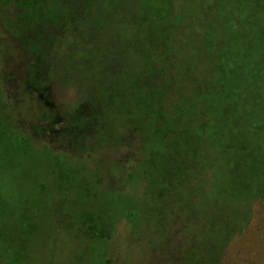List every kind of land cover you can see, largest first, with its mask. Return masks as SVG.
Here are the masks:
<instances>
[{
	"label": "rangeland",
	"instance_id": "obj_1",
	"mask_svg": "<svg viewBox=\"0 0 264 264\" xmlns=\"http://www.w3.org/2000/svg\"><path fill=\"white\" fill-rule=\"evenodd\" d=\"M143 1L161 0H37L30 32L0 7V264H264V196L241 229L210 199L207 169L181 185L150 166L160 115L214 80L220 33L206 44L200 28L225 8L170 0L183 20L166 34L165 20H141ZM136 26L142 55L126 37ZM118 73L140 77L130 114L128 85L117 103V82L106 88Z\"/></svg>",
	"mask_w": 264,
	"mask_h": 264
},
{
	"label": "trees",
	"instance_id": "obj_2",
	"mask_svg": "<svg viewBox=\"0 0 264 264\" xmlns=\"http://www.w3.org/2000/svg\"><path fill=\"white\" fill-rule=\"evenodd\" d=\"M36 1L0 0V7L16 11L12 14L10 9L8 16L15 19L6 20L7 26H30L34 15H38L32 7L38 12L41 9ZM171 5L170 0H161L153 9L143 1L141 20L147 22L149 16L165 20V32L171 33L183 20V14L175 12ZM220 5L225 8L217 17L220 26L212 30L204 24L206 29L200 28L201 32L204 29L202 38L206 44L216 40L220 33L219 47L213 53L214 80L208 88L194 91L192 98L183 97L176 105L171 104L169 115H160L163 126L155 128L152 135L159 138L161 147L156 148L158 153L151 154L155 163L150 162V166L152 174L158 168L165 175L175 173L181 185L189 182L193 170L200 174L207 169L212 185L210 199L234 209L233 217L242 229L250 217L253 200L264 196V0H232L230 6L227 0H216L215 6ZM29 26L24 31H32V25ZM140 33L141 28L136 26L126 37L142 55ZM143 48L148 51L146 45ZM135 78L118 73L108 80V91L117 82L113 95L116 103L122 100L120 90L126 89V85L131 90H126L125 99L131 100L123 105L129 106L132 98L138 97L142 89L136 94L140 77ZM133 110L131 104L121 111L130 114ZM121 201L126 209L119 213L120 218L132 223L134 233H138L142 226L139 211L132 202ZM230 229L231 226L226 230L229 236L234 234ZM212 244L218 258L223 243L217 236Z\"/></svg>",
	"mask_w": 264,
	"mask_h": 264
}]
</instances>
